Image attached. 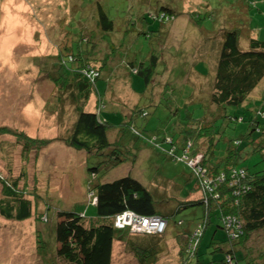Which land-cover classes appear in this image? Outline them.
<instances>
[{"label":"rangeland","instance_id":"1","mask_svg":"<svg viewBox=\"0 0 264 264\" xmlns=\"http://www.w3.org/2000/svg\"><path fill=\"white\" fill-rule=\"evenodd\" d=\"M100 1L104 2L106 10L115 14L116 21L122 22L120 26L116 24V32L102 36L97 35L99 31L94 16L89 19L91 28L100 40V44L95 47V59L111 57L112 60L104 67L96 82L97 90L103 99L108 95V106L103 100L105 107L102 115L106 120L120 124L126 119L125 114L128 115L136 105L147 107L149 113L143 123L141 120L136 122L137 126L145 124L146 132L140 134L135 131L139 140L136 139V145L132 148L140 157V147L144 146L146 157L140 158L135 164L124 165L121 166L123 168L111 171L107 178L114 180L131 172L149 183L161 174L169 183L176 184L170 188L179 200H187V192H190L193 186L186 182L184 176L190 175L192 165L185 159L175 163L164 161L161 159L164 154L160 152H169L172 135L178 140L183 124L188 121L173 113L176 106L178 108V105H187L195 118L199 119L208 107L201 89L188 84L195 83L189 74L191 63L196 53L201 51V44L204 47L206 43H221L223 32L227 30L240 29V45L243 49L249 48L250 38L264 40V0ZM82 5L80 0H0V126L18 128L27 136L46 143L33 146L35 151H32L28 162L24 164L16 137L5 134L0 138V177L6 180L9 177L18 178L25 166V176L20 185L26 191V197L32 199L33 210L32 217L19 222L0 216V264H59L53 257L52 243L56 210L79 213L82 209L87 211L90 208V213L96 212L94 204L87 203L84 196L86 189L81 181L85 153L77 152L57 139L59 127L55 113L58 100L56 84L50 76V72L57 69L55 63L60 55V63L66 70L73 67L69 54L70 50L77 46L79 22L84 21L78 18L79 15L73 14ZM162 5L177 10L176 18L171 23L153 15L158 8L165 11ZM86 9L84 12L90 15L93 5H88ZM143 14L145 19L140 22ZM9 34L13 43L9 53H6L1 51V46L5 37L9 38ZM89 46L93 44L90 43ZM155 51L161 56V62L154 77L153 87H145L144 79L138 76L136 71L130 70L128 63L134 60L140 63L148 58L149 53ZM184 60L189 64H182ZM120 62L122 64L115 68ZM100 63L99 60L97 64ZM177 64L183 67L175 70L173 75L171 70ZM195 69L202 74L209 73L203 63L195 66ZM182 71L185 75L183 77L180 76ZM263 91L264 83L254 93V96H261L252 99L253 101L244 107L248 108V111L240 112L241 120L247 122L254 112L258 113L264 107ZM96 105L94 92L87 109L99 112ZM210 111L215 113L217 126L227 125L228 118H221L218 108L213 106ZM260 119L264 123V117ZM235 122L230 121L225 132L226 137L232 140L239 139L247 126L246 123ZM115 133L117 134L118 130ZM133 134L131 131L123 138V146L132 147L129 135ZM150 146L155 148L152 155ZM225 147L226 144H222L219 149L223 150ZM239 167L248 168L251 172L264 171V158L261 153H253L246 156ZM35 195H38V202H35ZM195 197L199 198L200 195ZM166 200L157 201L160 208L163 203H167L170 208L175 206L173 200ZM48 207L52 210L48 211ZM190 211H183L179 216ZM47 212H50V218ZM38 216L42 217L41 222L37 221ZM142 223L143 220L141 227ZM148 224V228L137 230L141 234L161 233L152 229L154 220L150 219ZM224 234L218 233L215 239L225 242ZM204 239L201 261L213 264L211 256L218 257V261H221L219 258H225L222 252L211 253L206 236ZM249 241L258 256L255 264H264L261 255L264 253V230ZM120 244L116 243L117 249L114 251L116 254L112 264H139L124 244ZM181 252L182 245L175 239L169 240L166 255L164 252L158 264H183ZM238 256H241L243 262L249 258L242 250ZM219 263L221 264H214Z\"/></svg>","mask_w":264,"mask_h":264},{"label":"trees","instance_id":"2","mask_svg":"<svg viewBox=\"0 0 264 264\" xmlns=\"http://www.w3.org/2000/svg\"><path fill=\"white\" fill-rule=\"evenodd\" d=\"M80 1L83 5L74 15H79L78 18L84 21L79 22L77 46L69 54L73 67L66 70L63 64H57V69L50 72V76L56 84L58 100L55 113L59 127L57 139L67 147L85 153L81 181L86 189L84 196L87 203H93L96 212L90 213V208L87 211L81 208L79 213L56 210L53 257L59 264H112L118 243H123L139 264H158L164 252L166 255L168 241L175 239L182 245L180 257L183 264H208V261L200 260L206 236L211 253L225 254L224 259L219 258L221 261H218V257L211 256V263L255 264L258 256L249 245V240L264 230V171L251 172L248 168L239 167V164L253 153H261L264 158V123L260 119L264 117V107L258 113L254 112L247 122L241 120L240 112L248 111L244 107L252 99L261 96H254V93L264 83V40L250 38L249 48L243 49L240 45V29H232L223 32L221 43H206L204 47L200 45L201 51L212 53L210 57L213 62L206 64L208 59L193 61L189 74L195 83H187L201 89L208 107L199 119L195 118L187 105L176 106L177 110L175 108L173 113L188 121L183 124L178 140L172 135L169 152H160L164 154L161 159L171 163L183 162L184 159L190 164L198 161L196 165L191 164L190 175L184 176L186 182L193 186L187 192V200H179L170 188L176 184L169 183L161 174L149 183L131 172L118 179L107 178L111 171L135 164L140 158L146 157L144 146L140 147V157L132 148L138 139L135 131L140 134L146 132L145 124L137 126L136 122L141 120L143 123L149 113L147 107L136 105L128 115L125 114L126 119L120 124L103 117L105 97L103 99L96 87L104 69L97 64L99 59H95V47L100 44L97 35L103 36L113 31L120 21H116L115 14L106 10L104 2ZM91 4L93 10L88 15L85 13L86 7ZM162 9L165 11L158 8L153 13L159 18L162 12V21L177 15V10L167 5H162ZM91 16L95 18L99 31H96L97 35L91 28ZM144 16L145 14L140 22H143ZM86 25L89 27L86 28ZM90 43L93 46H89ZM158 60L159 56L152 53L146 60L148 62L137 65L134 60L128 63V68L135 70L144 79L145 87H153L160 64ZM102 61L106 66L110 58ZM201 63L209 73L202 74L195 69ZM95 72L98 73L97 76ZM94 92L99 112L87 109ZM105 102L108 105L109 101ZM213 106L218 108L221 118H228L227 125L217 126L215 113L210 111ZM233 120L235 123L247 124L243 135L234 140L225 135ZM131 131L134 133L129 135L132 147H125L122 140ZM5 134L16 137L24 164L28 162L32 151H35L33 146L46 144L27 136L18 128L0 126V138ZM222 144H226L223 150L219 149ZM151 148L152 155L155 148ZM11 165L13 166L12 163ZM25 169L23 166L21 174L15 179L0 177V216L4 219L19 222L32 217V199L26 197V191L20 185ZM197 194L200 195L199 198L195 197ZM37 197L35 195V202H38ZM166 199L173 200L175 206L170 208L167 203H163L160 208L157 201H167ZM49 210L52 208L48 207ZM188 210H191L190 213L183 215L184 217L179 216ZM125 212L142 218L160 217L166 222V228L159 234H138L130 226L116 227V218ZM41 220L42 217L38 216L37 221ZM221 232L226 235L225 242L215 239ZM240 250L249 257L245 262L240 259L241 256L244 259L243 255L238 256ZM261 255L264 261V253Z\"/></svg>","mask_w":264,"mask_h":264},{"label":"built area","instance_id":"3","mask_svg":"<svg viewBox=\"0 0 264 264\" xmlns=\"http://www.w3.org/2000/svg\"><path fill=\"white\" fill-rule=\"evenodd\" d=\"M154 220V227L152 228L153 230H158L161 233L164 231L166 228V222L163 221L160 217H151V218H140L136 217L133 214H125L120 221L121 226L125 225H130L133 230H140L143 228H148L149 227V220ZM143 220L142 227H141V221ZM165 227V228H164Z\"/></svg>","mask_w":264,"mask_h":264},{"label":"clouds","instance_id":"4","mask_svg":"<svg viewBox=\"0 0 264 264\" xmlns=\"http://www.w3.org/2000/svg\"><path fill=\"white\" fill-rule=\"evenodd\" d=\"M74 15V14H73ZM164 15H161L160 16V19L163 17ZM175 16H169V17H167L166 19H165V21L167 22V23H171L172 21H174L175 20ZM164 21V22H165ZM122 24V22H120V24L118 25V26H120ZM114 32H116V30H115V28H114V30L113 31H111V32H107V33H105V34H109V33H114ZM122 32H123V30L121 29L120 30V34H122ZM143 34H145V33H143ZM100 52V51H99ZM61 53V52H60ZM153 53H155V54H157L156 53V51L155 52H153ZM152 54V53H151ZM150 53H149V55H148V58L147 59H149V57H150V55H151ZM158 55V54H157ZM61 56V55H60ZM60 56L57 58V61H56V65L57 64H60ZM159 56V60H158V62L160 63L161 61H160V59H161V56L160 55H158ZM103 58V57H102ZM102 58L101 59H99L100 61H101V63L99 64L100 66H104L103 65V63L104 62H102ZM108 58V57H107ZM110 58V61H109V63H111L112 62V60H111V57H109ZM106 59V58H105ZM147 59H144L142 62H148V61H146ZM136 62H137V65L139 64V62L136 60ZM108 63V64H109ZM122 62H120L119 64H121ZM160 65V64H159ZM107 66V65H106ZM135 71V70H134ZM97 72H95V75L97 76ZM198 162V161H197ZM192 165H196V162H194V163H191ZM129 212H125V213H123L122 215H120V216H118L117 218H116V221H115V224H116V227H125V226H130V225H125V226H121L120 225V221H121V218L125 215V214H128ZM130 214H132V213H130ZM134 215V214H133ZM134 216H136V215H134ZM136 217H140V216H136ZM140 218H142V217H140ZM151 218V217H150ZM131 227V226H130ZM135 233H138V234H141L138 230H133ZM154 234V233H153Z\"/></svg>","mask_w":264,"mask_h":264},{"label":"crops","instance_id":"5","mask_svg":"<svg viewBox=\"0 0 264 264\" xmlns=\"http://www.w3.org/2000/svg\"><path fill=\"white\" fill-rule=\"evenodd\" d=\"M204 52H206V51H198L197 53H196V55H195V58H194V61L196 60V59H198V60H205V59H208L209 61V63H212L213 62V59H211V57H210V55H212V53L211 52H206V53H204ZM214 54V53H213ZM172 58H173V56H172ZM187 60H184L183 61V63L182 64H189V63H185ZM122 64V63H121ZM121 64H117L116 66H115V68L116 67H119ZM108 66V65H107ZM103 67H105V66H103ZM181 67H183V65H178L177 64V66L174 68V69H172L171 70V72L173 73V75H175V70H177V69H179V68H181ZM170 72V71H169ZM168 72V73H169ZM183 72L184 71H182V73H181V77H183V76H185V75H183ZM113 78H115L114 76H113ZM96 87H97V85H96ZM98 92H99V90H98ZM103 97V96H102ZM90 99H91V96H90ZM90 99H89V101H90ZM107 99H108V95L107 96H105V101H107ZM108 106V105H107Z\"/></svg>","mask_w":264,"mask_h":264},{"label":"bare ground","instance_id":"6","mask_svg":"<svg viewBox=\"0 0 264 264\" xmlns=\"http://www.w3.org/2000/svg\"><path fill=\"white\" fill-rule=\"evenodd\" d=\"M13 43V38H10V34H9V38L5 37L4 41L2 42V46H1V51H5L6 53H9V49L11 48V45Z\"/></svg>","mask_w":264,"mask_h":264}]
</instances>
